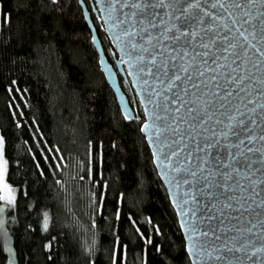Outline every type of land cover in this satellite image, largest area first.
Returning <instances> with one entry per match:
<instances>
[{
	"label": "trees",
	"instance_id": "16d2710c",
	"mask_svg": "<svg viewBox=\"0 0 264 264\" xmlns=\"http://www.w3.org/2000/svg\"><path fill=\"white\" fill-rule=\"evenodd\" d=\"M140 125L122 117L77 0H0V136L18 264H189Z\"/></svg>",
	"mask_w": 264,
	"mask_h": 264
},
{
	"label": "water",
	"instance_id": "95a60500",
	"mask_svg": "<svg viewBox=\"0 0 264 264\" xmlns=\"http://www.w3.org/2000/svg\"><path fill=\"white\" fill-rule=\"evenodd\" d=\"M77 1L122 117L141 121L189 264H264V0H87L113 63ZM0 207L5 264H18Z\"/></svg>",
	"mask_w": 264,
	"mask_h": 264
},
{
	"label": "rangeland",
	"instance_id": "374dc122",
	"mask_svg": "<svg viewBox=\"0 0 264 264\" xmlns=\"http://www.w3.org/2000/svg\"><path fill=\"white\" fill-rule=\"evenodd\" d=\"M0 139H2L1 136H0ZM5 169H6V162H5L4 156L2 154V156H0V171H4ZM4 184L8 185V187L11 189V193H9L8 191H6L4 189V187H3ZM10 195L15 196V191H14L13 187L7 182L6 172H5L3 181L0 182V203H4L8 206L12 205L10 203H7V199Z\"/></svg>",
	"mask_w": 264,
	"mask_h": 264
},
{
	"label": "snow or ice",
	"instance_id": "6c2138e0",
	"mask_svg": "<svg viewBox=\"0 0 264 264\" xmlns=\"http://www.w3.org/2000/svg\"><path fill=\"white\" fill-rule=\"evenodd\" d=\"M55 2V0H53ZM3 154V140L0 139V156ZM6 169L4 171H0V182L3 181L4 175H5ZM4 189L11 193V189L8 187L7 184L3 185ZM15 196H9L7 199V203L14 204L15 203ZM5 212L4 207H0V228L4 227V219H3V214ZM45 230L47 229V224L44 225ZM6 251H10V249H6Z\"/></svg>",
	"mask_w": 264,
	"mask_h": 264
}]
</instances>
